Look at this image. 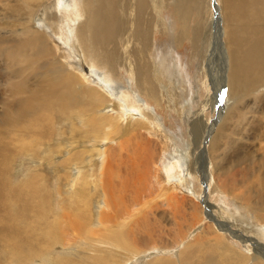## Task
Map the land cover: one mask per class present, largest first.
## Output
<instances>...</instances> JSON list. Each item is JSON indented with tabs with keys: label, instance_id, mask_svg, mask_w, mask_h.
Masks as SVG:
<instances>
[{
	"label": "bare ground",
	"instance_id": "obj_1",
	"mask_svg": "<svg viewBox=\"0 0 264 264\" xmlns=\"http://www.w3.org/2000/svg\"><path fill=\"white\" fill-rule=\"evenodd\" d=\"M47 1L0 0V264H28L45 255L53 244L61 243L60 218L65 212L77 221L73 229L72 225L66 226L73 234L88 236L87 226L92 220L100 226L101 230L95 232L97 237L92 238L99 246L94 248L96 252L89 249L81 253L77 260L51 257L50 264H120L131 255L135 257L129 264L136 259L139 264H185L186 256L191 260L188 264H264V0H172L182 29L188 28L192 11L202 3L192 27L194 50L200 48L206 59L210 39L218 37L217 43L226 55V97L221 104L213 98L217 93L208 94L204 100L205 107L218 104L217 121L208 123L201 109L190 122L189 133L196 137L191 142L199 153L194 148H176L182 152L180 156L172 155L160 162L163 147L157 139L166 138L150 106L163 101L171 106L172 99L158 83L164 76L157 61L147 58L155 17L147 10L149 0H126L128 4L125 0H81L77 4L55 0L48 14V26L69 47V59L77 66L84 65L88 79L91 73L87 66L106 65L114 72L123 64L135 88L128 82V89L119 91L121 87L116 92L113 85H119L109 80H102L107 82L103 88L81 82L79 79H86L82 72L79 75L66 66L44 32L36 28L39 19L34 21L33 17ZM212 21L217 23L215 36L211 33ZM186 32L178 33L179 44L187 37ZM118 37L122 48L116 58L120 60L113 54L106 59V45ZM75 47L80 51L78 61ZM95 49L99 63L97 59L92 61ZM168 71L174 77L177 70L172 67ZM201 71L211 79L208 66ZM94 73L107 79L98 70ZM71 118H80L84 124L79 131L80 141L93 140L96 147L91 149L79 141L67 157L58 156L65 155L67 145L63 143L61 149L57 140H50L56 134L57 121L68 122L57 132L58 137L66 129L77 131ZM204 134L206 140L202 141ZM189 153L198 162L187 160ZM21 157L30 163L27 170L18 163ZM200 159L204 162L203 185L207 178H213L203 198L211 197L212 192L219 197L215 206L207 197L203 205L215 210L206 209L208 222L201 219L197 223L202 201L191 179L197 178ZM205 160L211 161L210 175H206ZM155 168L159 171L157 198L161 200L154 201L151 195L145 200L144 193H149L147 176ZM48 175L62 180L66 189L61 193L51 186ZM54 193L67 195L58 208ZM161 205L170 208L172 221L187 220L185 232H198L190 239L183 238L184 248L174 250L171 256H160L158 251L162 250L155 247V252L137 257L138 236L146 235L151 241L156 231L146 210L152 213ZM132 206L138 208L132 210L134 213ZM101 212L104 214L98 218L96 213ZM176 233L184 235L181 230Z\"/></svg>",
	"mask_w": 264,
	"mask_h": 264
},
{
	"label": "rangeland",
	"instance_id": "obj_2",
	"mask_svg": "<svg viewBox=\"0 0 264 264\" xmlns=\"http://www.w3.org/2000/svg\"><path fill=\"white\" fill-rule=\"evenodd\" d=\"M72 1H73V4H77V2H79L81 0H72ZM150 1L151 0H149V2ZM155 1L152 0L150 3L148 2V6H147L148 12L150 14L151 13L153 14V15L151 14V16L154 17V15H155L154 26L152 28L153 33L151 36L152 48L148 51V53H149L148 55L150 57H147V58L151 59V57H152V58H155V61H157L156 63H157V66L161 72V75L164 76V79H160L158 83H161L164 86L165 95L166 94L169 95L170 98L172 99L170 101L171 106H168V104L165 103V101L161 102V104L152 103L150 106V107L155 109L154 112L159 117V118H157L159 129L162 128L161 134L166 138V139H164L161 136L162 139L161 138L157 139L159 146L161 144L163 147V154H161L160 158H159V162H160L161 160H164L167 157H171L172 155L180 156L179 154H181L182 152L175 151L176 148H178L182 151H184V150L188 151L189 148H191V149L194 148V145H193L194 143H192L191 141L195 140L192 138H196V137H192V135H190V133H191L190 122L192 119L194 120L198 114H200L199 111L201 109H204V112H202V114H204L206 116V118L208 119V123L211 124L213 121L218 120V108H219L218 104H221L222 101L224 102V99L226 97L224 95V92L226 93V88H225V80L226 79L224 76V73H225L224 71L226 70V68H225L226 67L225 66L226 55L224 54L221 45L219 43H217L218 37L217 38L212 37L210 39V44H209V46H211V50H209L210 53L209 52L205 53V55L209 54V56H208L209 58L207 57L206 59H204L205 56L204 57L201 56V55H204V51L202 54V52L200 51V48H199V51H196V49L194 50V44L192 42V37H193L192 27L195 25V23L198 20V12L201 9L200 5L202 3H199V6H197V8H195L196 10L194 9L192 11L191 17L192 16L193 17L188 21V24H187L188 28L182 29V25L177 20V16L174 13L173 1L172 0H157L156 2ZM210 1H212V0H210ZM54 2H55V0H48L47 3H45L46 5L39 7L38 8L39 10L37 9L38 11L36 12V16L33 17V20L36 21L37 19H39L38 23H37L38 25L36 24L37 25L36 28L39 29L40 31L44 32L46 40L51 45L53 44L52 46H54L57 49L56 53H58L57 54L58 57H60L64 61L65 65L70 67V69L73 70L74 73L81 75L80 73L82 72V76L84 75V77L86 78V79H79V80L81 82L87 84V85L92 86V87L95 86L96 88H100V85H101V87L103 85H107L106 84L107 82L103 83V81L109 80L111 83L114 82V83L119 85L118 87H116L117 85H115V84L113 85L115 87L114 89L112 88V90L114 92L119 90L121 87L122 88L119 91H125L126 88L127 89L129 88V84H131L132 88H135L134 87L135 84L132 81L130 82V80H131L130 75H129L128 71H126V69L124 68L123 64L119 65L118 66L119 68L117 67L118 70H116V68H115V70H114L115 73L113 71L109 70V68H107L106 65H105V67L103 66V68L100 67L101 66L100 64L94 66L93 68L92 67L88 68V66H87V69H89L88 70L89 73H91L90 77H89L90 79H88L87 73L85 71L83 72V70L85 69V68H83L84 65L80 64L79 66H77L78 63L75 65V61L72 62V60L69 59L70 54H72L71 51L68 49L69 47L64 45L63 41L61 40L59 33L54 31L51 28V26H48V24H50V22H51L50 21L51 17L49 15L53 11L52 8L55 7L54 4L56 2L55 3ZM49 4L51 7L49 6ZM125 4H128V2L126 0H125ZM159 4H161V5L159 6ZM150 5H152L155 8H153ZM47 7H48V9H46ZM148 7H149V9H148ZM43 8H45V10H46L45 14H43L44 13ZM151 9L153 12L151 11ZM69 11L72 12L71 10H69ZM202 12H206V11H202ZM41 13L44 16L46 15L45 16L46 18L43 17V15H41ZM219 13H220V16L222 17V13L220 11H219ZM120 14H122V13H120ZM207 16H208V14H207ZM49 18H50V20H49ZM45 20L47 21V23L45 22ZM43 23L44 24L46 23V24L43 25ZM211 24H212V28H211L212 32L211 33L213 36H215L216 35L215 31H217L215 29L217 23L212 21ZM186 30H187V32H186L187 34H185V35H187V37L182 41V43L179 44L176 37L180 31H186ZM117 40H118V42H117ZM121 44H122V42L120 41L119 37L111 40L110 43L107 44L105 47V52L107 51L106 52L107 54H105L106 59H110L112 54H113L114 58H116V56L119 55L121 52L120 51L121 49H119V48H122ZM108 50L111 51L110 52L111 54H109V56H108V53H109ZM112 51L114 53H112ZM207 51H208V49H207ZM75 52H76L75 53L76 54L75 59L77 58L76 60L78 61V59H79L78 53H80V51L76 50V47H75ZM93 53H97V50L95 49ZM96 59L98 62L96 61ZM116 59L120 60V57L116 58ZM99 60H100V57H99V54L97 53L96 57L92 58V61L99 63L100 62ZM199 65H200V68H199ZM207 66L209 67V69L212 70L211 76L209 75L211 77V79H208V77L206 76V73H203L201 71L202 68L207 67ZM172 67H175L177 70L176 72H174V77H172L170 75V72L168 71V69L169 68L172 69ZM77 68H79V69H77ZM91 69H93L94 71ZM97 70L101 73L102 78H103V74H104V75H106L107 79H100V76H98V74L96 75L94 73ZM105 71H107V73ZM117 71H118V73H117ZM83 73H85V74H83ZM108 73H111V74H108ZM119 73H121L120 76H119ZM95 75L97 76V78ZM113 75L115 76L114 77L115 79H113ZM92 76H95L94 79ZM161 80L162 81L164 80L166 84L164 83V81L162 82ZM173 80H175V81H173ZM94 82H96V84ZM128 82H129V84H128ZM215 89H218V91L215 92L216 91ZM213 93H217V94H215V97H213V98H215L217 100L218 104H216L215 107H211V106L205 107L204 106V102H205L204 100H206V97L208 94H213ZM166 97L167 96H165V98ZM70 115L71 114H69V116ZM71 119H72L71 121L74 120L73 122L77 124V126L75 127V129L77 131L74 132L73 130L64 128V129H66V131L64 132V134H61V136L58 137L56 134L60 130V128H62L65 124H68V122H64V121L60 120V121H57V124H56V128H57L56 134L50 140V143H53V142H55V140H57L59 142L61 149L64 148L63 143H65V145H67L65 155H63L62 153H58V156H66L67 157L69 155L68 151L71 149V147L77 145L78 142L80 141L79 131L84 129L83 128L84 124L82 125L80 123V118H77L78 120L73 119V118H71ZM59 122L61 123V125L59 124ZM198 129L200 130V128H198ZM197 133H199V136H200L201 130H200V132H197ZM206 134L203 135L202 141L206 140L205 139ZM75 135H76V138L74 137ZM199 136H198V138H199ZM57 137H58V139H56ZM154 138L155 137H153V139ZM84 140L81 139L80 142H83L82 144L88 146L91 149H94L96 147L94 145L96 142H94L93 140H91V141H87V139H84ZM208 140H209V138H208ZM164 141L166 143H164ZM104 142H106L105 139H104ZM190 142H191V145L187 146L186 144H188V143L190 144ZM202 146H203V144L201 145V147ZM103 147L105 148L106 145H103L102 148ZM117 147L118 146L113 147V148H117ZM197 147H198V145H197ZM79 148H81V147H79ZM194 150H196L199 153V149L194 148ZM200 150L202 151V148H200ZM203 151H204V149H203ZM181 157H183V156L181 155ZM202 159H203V157H202ZM60 160H62V158ZM187 160H190V161L196 160L198 162V160L196 158L195 159L192 158V153L191 154L189 153V158ZM19 162L22 163L21 168L24 170H27L28 166H30V163H28L23 157H21V160L18 161V163ZM159 162L157 163L156 166H158V168L160 169V167L158 165ZM205 162L207 163V164L205 163L206 168H207L206 175L207 174L210 175L211 171H210L209 166H211V168H212V165L210 163L211 161L205 160ZM53 164L56 165V162L54 161ZM202 164H204V162H202V160H201L199 162V165L198 164L196 165L197 172H198L197 176H196L197 178L191 179V181H193V183H194L193 184L194 189L197 191V193L200 194L199 200L202 201V202H200V208H199L200 215L198 214V218L196 220L197 223L201 219H203V222L204 221L206 222L208 219L207 216H210L207 212H211V211L215 210L213 207L207 208L205 205H203V204H205L207 197H208L209 202L212 203L211 206L212 205L215 206V204L218 202V197H219L217 192H212L211 197H209L207 195V197H205V199L203 198L204 197L203 192H205L204 189H206V186L210 187V183H211L213 178H207L208 180H207L206 186L203 185V180L201 179V177H202L201 171L203 169V166H201ZM156 168H155V170H151V174L149 176H147V178H148L147 181L149 183V187H148L149 193H148V195H146L144 193L143 197H145L144 198L145 200L150 195H151V199L154 201H155V199H157L156 201L161 200V198H157L158 197L157 195L159 193V191H158L159 190V188H158L159 171L156 170ZM198 175H200V176H198ZM20 176H21V173H20L19 177ZM48 176H49L50 181H51L50 185L54 186L55 188L57 187L59 192H61V191L63 192L66 189V187H63L64 185L62 184L63 183L62 180H60L59 178H52L50 175H48ZM193 177H195V175H193ZM51 189H53V188H51ZM146 191H148V190H146ZM58 194L59 193H54L55 208H58V203H61L63 199L67 198V195L61 194L59 196ZM182 195H184V194H182ZM177 196L180 197V195H178V194H177ZM96 198L97 197L95 196V199ZM100 198L101 197H99V199ZM142 201H143V199H142ZM150 202H151V200H150ZM193 203H196L195 206L199 207L197 205V202L193 201ZM143 204H146V203H143ZM135 206L130 207L131 211L132 210H134V211L138 210V208L137 207L135 208ZM193 209H194V205H193ZM206 209H207V212H205ZM53 210L55 212L56 209H53ZM146 211H147L146 215L149 217L152 224L155 226L156 231L153 234H151V236H152L151 241H149V238L146 235L141 234L138 236L137 239L139 241L138 242V244H139V248H138L139 250L138 251L139 252H137V255H138L137 257L141 256L142 254L146 253L147 251L155 252L154 251L155 247L156 248L158 247V250H162V251H158L160 253V256H161V254H163L165 256H171L174 254V250H176V252H178L184 248L185 244L182 242L184 241L185 238L186 239H188L189 237L192 238L191 236H194L196 234V232H198V230L196 232H192L193 229L185 232V229L188 228L187 225L184 226V222L187 221L186 219L183 220L184 222H182V221L179 222L178 219L175 220V222L172 221L171 214L169 213L170 208L167 205H161L158 209H156V211H154L152 213H149L150 210H148V209ZM162 212L165 214H162ZM189 212H190V210L187 211L188 215L190 214ZM98 213H96L98 218H100L101 215L104 214L102 212L100 214H98ZM66 214H67L66 212L63 215L61 214L62 216L60 218V227L63 229V241L61 243L53 244L51 246V248L45 252V255H43L42 257L40 256L38 258L30 260V263H28V264H50L48 261L51 257L57 258L59 256H66V257H69L71 259L77 260L78 257H81V255H80L81 253L85 254L86 252H88L89 249H94V248L99 246V244H97L96 241H94L92 238L97 237L95 232L101 230L100 226L94 225L93 220H92L91 224H88V226H87L89 229V233H90L88 236L82 232H79L77 235L75 233L73 234V232L68 230L67 228L70 227L71 225H72V229L75 228V226H77V221H75L76 219L73 220V218L69 214H67L68 216ZM184 215H185V217H187L186 213ZM126 216L127 215H122L121 217L126 218ZM134 216L135 215H133L132 217H134ZM121 220H122V218H120L118 221H121ZM75 222H76V224L74 225ZM66 226H68V227L66 228ZM95 228H96V230H95ZM194 228H196V227H194ZM179 229L182 231V233H184V235H177L176 232H179L180 231ZM136 230L139 232V229H136ZM74 239H75V241H74ZM94 251H95V249H94ZM166 252L167 253L169 252V253L167 254ZM97 253L102 254V251H97ZM134 257L135 256H133V255H131V257H129V258L126 257L127 259L125 258V260L120 264H129L131 262V259ZM173 258L176 259L175 257H173ZM190 261L191 260L188 256H186L184 258L185 264H188ZM139 263H140V261L136 259V261H133L131 264H139ZM53 264H55V263H53Z\"/></svg>",
	"mask_w": 264,
	"mask_h": 264
}]
</instances>
